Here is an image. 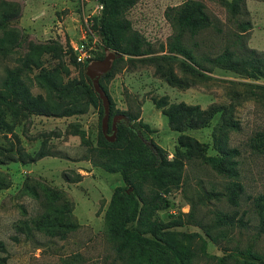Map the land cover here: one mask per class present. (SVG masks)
<instances>
[{
	"label": "rangeland",
	"instance_id": "rangeland-1",
	"mask_svg": "<svg viewBox=\"0 0 264 264\" xmlns=\"http://www.w3.org/2000/svg\"><path fill=\"white\" fill-rule=\"evenodd\" d=\"M1 1L10 4L15 17L0 29V36L10 42H4L0 54V84L9 70L19 69L25 87L34 96L40 94L48 108H35L47 111L37 114L13 106L6 112L9 127H0V264H123L106 231L105 213L114 190L130 192L131 187L120 171H107L90 159L103 140L82 66L108 52H103L95 29L100 4ZM185 1L137 0L124 11L118 32L136 34L147 54L129 60L120 53L115 73L105 82L107 93L115 109L138 103V127L145 141L158 144L169 159L174 158L180 132L170 127L152 98L165 108L181 102L201 109L216 106L207 125L183 132L197 147H206L204 158H184L179 185L164 194V205L153 219L180 217L182 224L165 229L163 237L189 244L196 254L193 264H264V201L257 200L264 193V89L257 87L264 77L221 67L195 78L182 73L181 56L167 51L173 29L166 11ZM201 1L216 24L190 43L195 41L199 54L213 56L240 30L238 17L230 16L219 0ZM259 2L246 3L245 19L252 27L246 29L245 44L263 53L264 3ZM79 43L90 54L85 61L77 60L73 45ZM162 54L175 57L166 68L173 65L174 74L186 77L189 86L167 83L143 59ZM21 98L7 99L19 105ZM74 106L85 111L62 115ZM219 141L231 154L228 173L208 160L220 156Z\"/></svg>",
	"mask_w": 264,
	"mask_h": 264
},
{
	"label": "trees",
	"instance_id": "trees-1",
	"mask_svg": "<svg viewBox=\"0 0 264 264\" xmlns=\"http://www.w3.org/2000/svg\"><path fill=\"white\" fill-rule=\"evenodd\" d=\"M136 1L98 0L100 11L95 29L103 52H119L126 55L129 60L147 54L142 39L136 34L118 32L124 11ZM219 1L227 7L230 16L238 17L237 27L240 30L231 33L232 37L228 39L227 44L214 52L213 56L199 54L197 45H192L195 41L190 42L204 30L215 27L216 20L207 13L206 5L201 0H186L178 6L167 8L166 17L173 29L167 42V51L175 57L180 55L181 72L194 78L203 76L204 72H211L215 67L233 70L243 75L250 74L256 77L259 74L264 77V52L259 53L245 44L246 29L249 31L252 27L250 20L245 19L249 16L246 0ZM9 8V3L0 0V29L5 28L15 17ZM4 42L10 43L3 34L0 36V54H3ZM102 56L90 60L103 58ZM173 56L162 54L143 59L152 63L156 75L167 83L187 87L190 82L186 77L175 75L173 65L169 64L166 68L171 58H175ZM117 61L118 59L114 60L111 70L100 78V85L106 93L105 82L115 73ZM85 66L86 64H83L82 68ZM88 81L90 85H87L86 92L91 97L90 103L97 107L101 118L103 114L101 100L94 92L89 78ZM22 87H25V84L21 80V70H9L7 78L0 84V127L1 125L9 127L6 112L15 109L13 106L29 109L37 114L47 112H43V109H35L48 108L44 98L40 94L32 95L27 87L23 89L24 92H20ZM257 87L264 89V84ZM9 97L14 99L22 97L21 104L18 105L16 100H8ZM152 100L157 107H162L170 127L180 132L179 145L176 146L174 158L169 159L165 150L158 144L152 140L145 141L144 134L138 127L141 113L138 103L133 101L134 103H129L125 110H120L115 109L110 100L109 123L115 115L122 117L116 124V138L113 142H109L102 133L103 141L99 143L97 153L94 156L90 155V159L107 171H120L123 181L131 187V191L125 192V189L121 188L114 190L105 213L106 231L113 240L117 256L123 264H193L196 254L189 244L184 245L163 237L165 229L182 224L180 217L161 222L153 219V215L156 210L163 207L164 194L179 185L184 158H191L193 154L204 158L202 153L206 147H197L196 141L183 132L189 128L207 125L218 109L216 106L211 109H201L199 106H190L183 102L165 108L161 100L156 98ZM6 105L11 106L5 108ZM84 111L74 106L70 110H64L62 115H73ZM181 146H186L187 149L181 151ZM227 148L225 143L219 141L217 149L220 156L208 157L216 170L226 173L229 172L227 162L231 155ZM239 186L242 187L241 184ZM257 200L264 201V193L258 195Z\"/></svg>",
	"mask_w": 264,
	"mask_h": 264
},
{
	"label": "water",
	"instance_id": "water-1",
	"mask_svg": "<svg viewBox=\"0 0 264 264\" xmlns=\"http://www.w3.org/2000/svg\"><path fill=\"white\" fill-rule=\"evenodd\" d=\"M120 53L115 51H108L103 58L95 59L86 64L85 74L90 79L94 92L101 100L103 107V114L101 117V131L109 142H113L117 134L118 115L111 118L110 121V100L106 91L100 85V78L109 72L112 68V62L118 58ZM107 131L110 134H107Z\"/></svg>",
	"mask_w": 264,
	"mask_h": 264
},
{
	"label": "built area",
	"instance_id": "built-area-1",
	"mask_svg": "<svg viewBox=\"0 0 264 264\" xmlns=\"http://www.w3.org/2000/svg\"><path fill=\"white\" fill-rule=\"evenodd\" d=\"M73 48L77 55L78 61H85L90 56L89 52L87 51L86 45L84 43L73 45Z\"/></svg>",
	"mask_w": 264,
	"mask_h": 264
},
{
	"label": "crops",
	"instance_id": "crops-1",
	"mask_svg": "<svg viewBox=\"0 0 264 264\" xmlns=\"http://www.w3.org/2000/svg\"><path fill=\"white\" fill-rule=\"evenodd\" d=\"M264 3V1H260L259 3ZM246 3H248L249 4V0H246ZM262 5H264V4H262Z\"/></svg>",
	"mask_w": 264,
	"mask_h": 264
}]
</instances>
